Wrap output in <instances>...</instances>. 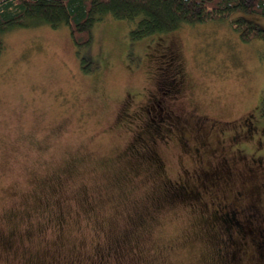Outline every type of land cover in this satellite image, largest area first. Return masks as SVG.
<instances>
[{
  "label": "rangeland",
  "instance_id": "374dc122",
  "mask_svg": "<svg viewBox=\"0 0 264 264\" xmlns=\"http://www.w3.org/2000/svg\"><path fill=\"white\" fill-rule=\"evenodd\" d=\"M232 18L4 35L0 264H264V40Z\"/></svg>",
  "mask_w": 264,
  "mask_h": 264
},
{
  "label": "trees",
  "instance_id": "16d2710c",
  "mask_svg": "<svg viewBox=\"0 0 264 264\" xmlns=\"http://www.w3.org/2000/svg\"><path fill=\"white\" fill-rule=\"evenodd\" d=\"M243 11L264 16V0H0V53L7 32L41 25H65L73 44L86 47L91 28L105 16L126 21L131 40L232 16L243 41L264 40V28L238 13Z\"/></svg>",
  "mask_w": 264,
  "mask_h": 264
},
{
  "label": "flooded vegetation",
  "instance_id": "af4514ba",
  "mask_svg": "<svg viewBox=\"0 0 264 264\" xmlns=\"http://www.w3.org/2000/svg\"><path fill=\"white\" fill-rule=\"evenodd\" d=\"M165 86H166V90H164V91H162V93H164V96L166 95V94H169L170 92H171V87H173V82L172 81H166L165 83ZM249 121L248 122H246L245 124H246V128H247V130H249L250 128H254L255 126L253 125V123H252V125H250L251 124V122H252V120H250V118L248 119ZM242 146H243V144H242ZM220 207H223V205L220 203L219 204V208ZM226 209H224V211H222L221 212V214L219 215V221H221V223L222 224H224V226L225 227H223L224 228V230H225V232L226 231H228L229 230V228L231 227V226H227V224L228 223H230V224H232V225H234V221H235V219H236V215H240V217L241 216H244L243 214H241V213H238L233 207H230V209L229 210H227V211H225ZM247 215V214H246ZM245 215V216H246ZM227 223V224H226ZM259 234V233H258ZM263 235L264 234H259V236H258V238H260L259 239V241H258V244H256L255 243V251L256 252H258L259 250H258V248L260 247V245H262V243L264 242V237H263ZM228 237H229V235H228Z\"/></svg>",
  "mask_w": 264,
  "mask_h": 264
}]
</instances>
